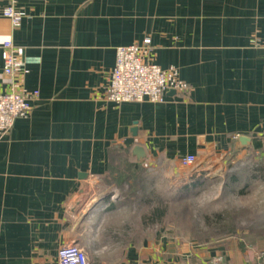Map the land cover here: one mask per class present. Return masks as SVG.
Instances as JSON below:
<instances>
[{
  "label": "crops",
  "instance_id": "crops-1",
  "mask_svg": "<svg viewBox=\"0 0 264 264\" xmlns=\"http://www.w3.org/2000/svg\"><path fill=\"white\" fill-rule=\"evenodd\" d=\"M16 3L17 26L0 16V91L11 84L2 45L12 40L28 70L17 89L39 97L0 138V264H59L70 243L89 264H176L154 254L171 234L145 219L151 210L142 214L136 195L205 184L225 157L264 151V0ZM145 38L150 60L177 67L188 90L163 102L110 100L117 48ZM250 245L229 241L212 254L257 264Z\"/></svg>",
  "mask_w": 264,
  "mask_h": 264
},
{
  "label": "rangeland",
  "instance_id": "rangeland-1",
  "mask_svg": "<svg viewBox=\"0 0 264 264\" xmlns=\"http://www.w3.org/2000/svg\"><path fill=\"white\" fill-rule=\"evenodd\" d=\"M261 162L264 163V155L256 151L247 152L237 158L225 157L222 161L223 170L218 172L212 181L197 186L191 193H182L179 190L185 183L178 186L173 183L172 188L166 190L163 189V184L162 188L157 185L159 188L155 190L154 195L148 186L140 189L136 201L139 202L142 214L144 212L149 214L156 206H164V202L168 207L163 220L153 223L156 229L166 227L171 234L168 238L171 243L166 253L160 246L157 247L158 250L154 254L158 260L167 259L166 261L170 260L176 264H193L197 259L198 261L203 259L205 264L214 262L218 264L216 263L218 259L222 261L226 259L221 254L213 255L212 251L215 246L229 241L236 244L244 242L247 245L251 241L254 245H250L249 248L255 250L257 258L259 252L264 250V177H252V174H255L252 170ZM262 165L264 167V164ZM241 171L247 174L236 182L230 180L231 173ZM189 182L191 183V180ZM146 198L151 201L150 204L144 202ZM220 212L225 213L228 218H237L235 232L227 231L230 228L223 230L214 222L215 219L212 217ZM207 217L211 218L212 224L207 222ZM231 220L233 219L227 220V226ZM249 228L257 230V233L249 235Z\"/></svg>",
  "mask_w": 264,
  "mask_h": 264
},
{
  "label": "built area",
  "instance_id": "built-area-1",
  "mask_svg": "<svg viewBox=\"0 0 264 264\" xmlns=\"http://www.w3.org/2000/svg\"><path fill=\"white\" fill-rule=\"evenodd\" d=\"M23 15L16 0H10L6 6L0 0V16L10 19L14 26L21 22ZM151 49L150 38L117 48L107 90L110 100L117 103L145 100L163 102L166 93L172 90L180 94L188 90L189 86L181 78L177 67L162 68L150 60ZM16 52L12 40L3 43V71L11 79V84L7 91H0V138L10 132L18 118L30 115L32 101L39 97L38 90L26 93L17 89V72L22 70L26 73L28 70L17 59ZM195 160V156L189 155L182 159V164L189 166ZM218 260L216 263L225 264L221 259ZM257 261L258 264H264V250L259 252ZM59 264H89L88 254L79 244L70 243L61 250Z\"/></svg>",
  "mask_w": 264,
  "mask_h": 264
},
{
  "label": "trees",
  "instance_id": "trees-1",
  "mask_svg": "<svg viewBox=\"0 0 264 264\" xmlns=\"http://www.w3.org/2000/svg\"><path fill=\"white\" fill-rule=\"evenodd\" d=\"M260 153L262 155H264V151H261ZM261 163L264 164L263 162H261ZM261 163L260 164L258 163V166L256 168H254L255 172H254V170H252V172L255 173V174H252V177H254V178L264 177V167H263V165ZM246 174L247 173L242 172V171L240 173L235 172V173H231L229 178L233 182H236L237 180L240 179V177H243ZM130 177H131V175H128V179H126L125 182L130 183V182H128L131 179ZM125 178H126V176H125ZM205 181H206V178H204V177L203 178L202 177L193 178L191 180V184H188L184 188H181L179 190H181L182 193H191V191L193 189H196L197 186H201V184H204ZM167 208H168L167 204L166 205L164 204V206H156V207L151 209L150 215L145 216V219L146 220L149 219L152 223H155V221H157V220L162 221L163 217L167 213ZM235 217H238V216H235ZM212 218L215 219L214 222H216L217 225L222 227L223 230H226V228H228V229L230 228L229 230H227V231H230V232H235L237 230L236 229L237 224H235V219H237V218H235V219L233 217H229L228 218L227 215L225 213H223V212L215 213ZM227 218L228 219H230V218L233 219V220L230 221V224L228 226L226 225V222L228 220ZM206 220H207V222L209 224L213 223V221L211 220L210 217H207ZM259 230H260V228H259ZM224 262H225V264H228L227 261H224ZM257 264H258V261H257Z\"/></svg>",
  "mask_w": 264,
  "mask_h": 264
},
{
  "label": "water",
  "instance_id": "water-1",
  "mask_svg": "<svg viewBox=\"0 0 264 264\" xmlns=\"http://www.w3.org/2000/svg\"><path fill=\"white\" fill-rule=\"evenodd\" d=\"M170 92L173 93V92H175V91L172 90V91H170ZM240 140H241L242 142L245 143V142L248 141V138L245 137V136H241ZM134 153L137 154L139 157H143V156H144V150H143V148L140 147V146H136V147L134 148Z\"/></svg>",
  "mask_w": 264,
  "mask_h": 264
}]
</instances>
